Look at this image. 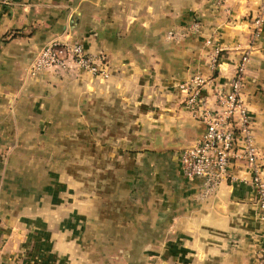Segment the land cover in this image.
<instances>
[{
	"label": "crops",
	"instance_id": "obj_1",
	"mask_svg": "<svg viewBox=\"0 0 264 264\" xmlns=\"http://www.w3.org/2000/svg\"><path fill=\"white\" fill-rule=\"evenodd\" d=\"M90 3L97 29L95 34H83V46L95 57L106 52L109 59L106 79L89 75L93 99L119 93L128 100L125 108H113L109 116L135 117L129 120L128 131L132 133L136 123L141 133H147L143 150L174 154L175 179L169 178L172 189L166 201L176 207L193 196V202H187L189 208H52V179L30 178L16 167L37 163L40 149L47 147L37 140L23 142L27 134L48 130L52 122L45 107L36 103L38 95L29 89L23 92L26 85L36 86L37 79L22 81L19 72L14 79L2 77L0 142L2 138L9 142L0 145L4 152V157L0 152V264H258L264 241L250 169L230 164L231 178L206 195L201 179L185 180L180 173V148L201 136L203 124L192 116L176 86L200 74L208 80L200 93L211 105L214 92L227 90L240 56L248 55L242 98L264 179V23L257 30L250 25L264 0H226L222 7L214 0H8L0 3V66L19 70L44 41L41 37L53 35L48 28L39 32V22L45 29L48 22L66 18L67 23L77 6ZM192 22L198 28L183 40L160 44L165 29L180 30ZM115 34L157 36L159 45L150 50L135 44L126 52L132 54L137 47L143 52L141 61H122L116 59L120 52L116 44L105 41ZM215 47L222 49L212 65ZM5 101L11 102L10 109ZM96 112L102 113L101 106ZM111 125L103 131L115 132ZM24 148L31 151L25 155L13 151ZM29 156L33 162L22 160ZM168 246L174 247L167 250Z\"/></svg>",
	"mask_w": 264,
	"mask_h": 264
},
{
	"label": "rangeland",
	"instance_id": "obj_2",
	"mask_svg": "<svg viewBox=\"0 0 264 264\" xmlns=\"http://www.w3.org/2000/svg\"><path fill=\"white\" fill-rule=\"evenodd\" d=\"M93 9L94 4L92 3L79 5L77 10L70 15L67 23L66 18L58 22H48L46 29L43 28L44 24L39 22L38 25L41 27L38 29L39 32L44 34L48 28L53 35L41 37L44 41L31 59L29 57L30 61L36 52L49 42L78 44L83 53L93 54L83 46V34L88 31L90 35L95 34L97 29L92 21ZM172 27L170 26V28ZM170 28L164 30L160 44L177 43L186 37L185 34L179 38H167L166 32ZM113 39L118 42H114ZM130 39H133L134 42H129ZM105 41L110 46L116 44L115 46L120 51L116 59L122 61H126V59L141 61L140 56H143V52L138 51L137 47L133 49L132 54L126 52L129 47L135 44L136 46L145 44L150 50L159 45L157 36L128 38L115 34L114 38L106 36ZM98 55L102 57L103 61H107L106 66H109L107 53L103 52ZM30 61L24 60L19 70L12 68L4 70L3 66H0V78L14 79L19 72L18 76L22 81L30 77L37 79L36 86L31 89L26 85L23 92L29 89L38 95L36 103L43 105L41 109L45 107L48 119L52 122L49 124L48 130L44 129L38 133L21 137H24L23 142L37 140L47 147L40 149L41 152L36 158L37 163H27V165L16 167L19 168L17 169L18 173L25 174L27 177L40 179L42 176H46L52 179L50 195L53 202L52 208L190 207L187 206V202L189 200L193 202V196L184 202L180 201L176 207L166 201L168 198L165 195L170 192L171 188L169 178L175 179L174 159L176 157L174 154L168 151L162 154L161 152L153 154L152 151L143 150L148 142L147 133H141L140 127L137 128L136 123H132L133 132L129 133L128 131L129 120H134L135 117H120L117 114L109 116V111L113 108L126 107L125 104L128 103V100L122 99L123 95L116 93L111 98L95 100L93 99V89L89 87L92 86V82L89 81V73L76 69L43 68L32 74L28 72ZM25 64L26 68H24ZM116 73L121 72L116 70ZM126 88L128 91L133 89L130 86ZM46 97L53 99L46 101ZM27 103L29 104V102ZM1 104L2 102H0ZM5 104L10 109L11 102L7 101ZM119 104L121 105L119 106ZM99 106H101L102 113L97 114L96 109ZM108 124L115 132L113 130V133L103 131L104 128L109 127ZM152 134L150 136H153ZM12 138L13 136L11 140ZM110 141H113L112 145L115 147L112 150L109 146ZM4 142H9V139L2 138L0 145ZM13 151L23 152L25 155L31 150L24 148ZM0 152L4 157V152L2 150ZM22 160L33 162L32 156ZM161 172L165 173L164 177ZM159 173L160 175H158ZM174 195H178V193L174 191ZM173 247L168 246L167 250L173 249ZM170 263L173 264L172 261ZM184 263L186 262L184 261Z\"/></svg>",
	"mask_w": 264,
	"mask_h": 264
},
{
	"label": "built area",
	"instance_id": "obj_3",
	"mask_svg": "<svg viewBox=\"0 0 264 264\" xmlns=\"http://www.w3.org/2000/svg\"><path fill=\"white\" fill-rule=\"evenodd\" d=\"M225 1L214 0V4L220 7ZM0 3L7 4L8 0H0ZM263 23L264 5L261 4L250 17V25L253 30H257ZM197 28L198 23L192 22L180 30H168L166 37L179 38ZM221 49L213 48L210 58L212 65ZM247 61L248 55L243 53L228 81L227 90L214 92L211 105L200 93L208 83L200 74L195 73L177 84L176 87L184 95L186 107L203 124L201 136L190 148L179 152L178 168L185 179H201L202 194L206 195L231 178L227 171L230 164L242 163L248 167L264 241V179L256 163L258 152L253 138L252 120L242 98L243 72ZM43 68L82 70L100 79H106L109 75L102 57L83 53L78 44L49 42L42 46L28 64V72L33 74ZM258 264H264V246Z\"/></svg>",
	"mask_w": 264,
	"mask_h": 264
},
{
	"label": "water",
	"instance_id": "obj_4",
	"mask_svg": "<svg viewBox=\"0 0 264 264\" xmlns=\"http://www.w3.org/2000/svg\"><path fill=\"white\" fill-rule=\"evenodd\" d=\"M192 145H188V146H183L180 148V151L183 150V149H186V148H190Z\"/></svg>",
	"mask_w": 264,
	"mask_h": 264
},
{
	"label": "trees",
	"instance_id": "obj_5",
	"mask_svg": "<svg viewBox=\"0 0 264 264\" xmlns=\"http://www.w3.org/2000/svg\"><path fill=\"white\" fill-rule=\"evenodd\" d=\"M177 164H178V158H177Z\"/></svg>",
	"mask_w": 264,
	"mask_h": 264
}]
</instances>
